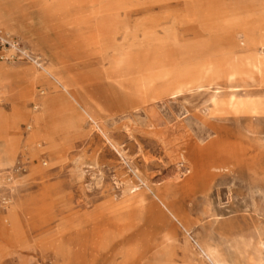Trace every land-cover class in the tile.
Returning a JSON list of instances; mask_svg holds the SVG:
<instances>
[{"label":"rangeland","instance_id":"obj_1","mask_svg":"<svg viewBox=\"0 0 264 264\" xmlns=\"http://www.w3.org/2000/svg\"><path fill=\"white\" fill-rule=\"evenodd\" d=\"M0 88V264H264V0H0Z\"/></svg>","mask_w":264,"mask_h":264},{"label":"crops","instance_id":"obj_2","mask_svg":"<svg viewBox=\"0 0 264 264\" xmlns=\"http://www.w3.org/2000/svg\"><path fill=\"white\" fill-rule=\"evenodd\" d=\"M7 15L9 16V13ZM52 72H53L54 76L52 77L53 79L51 80V82L55 85L53 87L54 88L59 87L70 98V105H72L71 107H72V109H74V111H73L74 114L72 112L70 116H91L90 113L88 112V110L86 109V107L83 106L78 101V99L75 97V95L72 92V90L70 89V87L67 84H65L57 76V74L54 72L53 69H52ZM48 81L50 82V80H48ZM1 91H2V89L0 88V94H1ZM169 96H170V93H169ZM158 98H161V97L158 95V96L151 97L148 100H143L142 103L140 102V104H137L136 106H133L130 111L136 112V111H139V110H146L149 106L153 105V103H155V101L158 100ZM151 101H153V102H151ZM76 105L80 108L81 112H79V110L75 107ZM39 106H40V110L38 112L37 111L36 112L35 111L34 112H29L23 106L13 105L10 114H5L4 112L0 111V116H31L32 119H34V117L36 118V116H49L47 112H48V109L51 107L50 101H48L47 99L42 100L40 102ZM34 109H37V108H34ZM150 115H152V116H146V117L150 118V119H153V120L156 119V116L154 117V115H155L154 110L150 111ZM43 131H46V130L40 129V132H42L44 135H46L47 139H49L50 138L49 135L46 132H43ZM0 137H2V136H0ZM4 150H5V146H4ZM4 150H3L2 154H0V161L3 160V159H13L14 148L11 149V150H8L9 155L4 153L5 152ZM10 152H11V154H10ZM16 215H17V218H18L17 211H16ZM16 228L17 227L12 228L9 225V228L7 229L11 233V243L16 241V240H14V238H15L14 232H17ZM15 229H16V231H15Z\"/></svg>","mask_w":264,"mask_h":264},{"label":"bare ground","instance_id":"obj_3","mask_svg":"<svg viewBox=\"0 0 264 264\" xmlns=\"http://www.w3.org/2000/svg\"><path fill=\"white\" fill-rule=\"evenodd\" d=\"M46 73V72H45ZM51 75H53V74H51ZM50 77V76H49ZM248 77V76H247ZM53 79V78H52ZM178 92H180V90L178 89V90H175V91H173L172 93H170V95L171 96H173V95H175L176 93H178ZM179 94V93H178ZM157 98V97H156ZM158 99H160V98H158ZM155 100V99H154ZM151 102H153V101H151ZM142 103V102H141ZM233 104V103H232ZM246 104H247V102H246ZM248 104H250V103H248ZM245 106V105H244ZM246 106H248V105H246ZM235 107H237V106H235ZM240 107V106H239ZM152 116V115H151ZM171 116V115H170ZM155 117V116H154ZM157 117V116H156ZM168 118V117H167ZM4 146H5V152L4 153H6L7 155H9V153H8V150H11V149H13L14 148V144H11V143H9V144H6V142H5V144H4ZM10 154H11V152H10ZM11 156V155H10ZM39 210V209H38ZM5 220H6V223L8 224V225H10L12 228H15L16 226H17V223H18V218H17V215H16V208H15V210L13 211V212H11V213H8V214H6V216H5ZM1 228H3L2 226H1V223H0V229ZM15 231H16V229H15ZM17 233V232H16Z\"/></svg>","mask_w":264,"mask_h":264},{"label":"built area","instance_id":"obj_4","mask_svg":"<svg viewBox=\"0 0 264 264\" xmlns=\"http://www.w3.org/2000/svg\"><path fill=\"white\" fill-rule=\"evenodd\" d=\"M0 201H1L2 203H5L6 199H5V198H1Z\"/></svg>","mask_w":264,"mask_h":264}]
</instances>
